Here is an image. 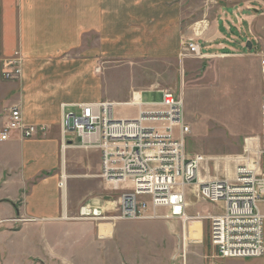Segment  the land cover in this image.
Masks as SVG:
<instances>
[{
    "label": "crops",
    "instance_id": "crops-1",
    "mask_svg": "<svg viewBox=\"0 0 264 264\" xmlns=\"http://www.w3.org/2000/svg\"><path fill=\"white\" fill-rule=\"evenodd\" d=\"M247 5L235 8L236 22L221 15L212 40H198L202 60L243 55L231 47L230 37L247 23L248 16L238 15ZM180 11L181 0H0V129L12 107L19 108L23 123L44 127L28 138L14 132L9 140L0 141V264H181V229L176 218L146 220L167 221V243L176 241L173 246L157 247L156 260L153 254L139 258L111 245L116 220L103 223L110 226L104 235L99 231L101 223L95 230L89 219L78 220L79 207L89 196L68 199L65 181L93 177L99 181L97 189L105 187L99 177L100 152L83 146L76 133L62 132L63 116L78 113L79 104L108 101L134 106L133 115L115 116L131 119L137 116V106L130 101H142L145 92L161 94V90L135 87L133 82L126 93L115 95L108 90L112 81L103 65L107 37L115 38L117 29L126 25L123 12L161 13L157 24L166 29L151 55L172 53L180 35L176 15ZM157 24L153 27L158 28ZM248 42L250 48L249 40L239 43L248 47ZM15 51L22 57L21 75L4 79L2 62ZM157 212L163 214L166 209ZM194 221L202 229L203 220Z\"/></svg>",
    "mask_w": 264,
    "mask_h": 264
},
{
    "label": "rangeland",
    "instance_id": "rangeland-1",
    "mask_svg": "<svg viewBox=\"0 0 264 264\" xmlns=\"http://www.w3.org/2000/svg\"><path fill=\"white\" fill-rule=\"evenodd\" d=\"M262 3L263 0H181V11L176 13L180 17L181 27L178 45L172 53L168 52L156 58L152 57L153 49L157 47L158 40L166 29L157 24L161 21L158 20L161 13L123 12L122 18L126 25L117 29L119 34L115 35V38L107 37V56L103 65L108 80L112 81L107 85L112 94L126 93L133 82L135 87L169 90L181 98L184 121L190 129L185 136V152L189 157L202 155L206 159L199 167L200 179L231 177L234 158L243 154V137L257 134L260 130L259 105L264 94V76L260 73L258 57L259 54L264 55ZM246 4L259 11L244 9L238 12V15L248 16L247 23L244 21V28H236L237 31H233L232 37L228 35L234 40V43L230 44L231 47L243 55H227L228 57H218L216 60L211 58V61H207L195 57L184 48V40H212L215 37L212 30L217 22H222L221 15L236 22L233 13L235 8ZM156 24L158 28L153 27ZM245 40L252 42L250 48L240 46ZM174 46L175 44L172 45ZM16 52L18 51L4 59L2 65L6 60L15 57ZM141 100L146 105H158L161 94L157 91L145 92ZM134 109V106L112 107L114 116L121 113L133 115ZM98 182L93 177H68L64 186L65 195L68 199L89 196L83 205L92 201L94 205L106 211L105 215L111 216L119 192L112 190L108 185L97 189ZM193 190L192 185L185 188L188 215L193 216L197 212H221L220 203L199 198ZM77 218L89 219L87 221L95 230L99 223H111L116 220L115 236L111 245L125 248L139 258L153 254L154 260L158 257L157 247L165 248L168 244L173 246L177 240L173 242L170 238L171 242L167 243L166 231L169 230V225L162 219H102L95 216L82 217L80 213ZM178 221V228L181 229V264H262V258L258 256L217 257L210 243L208 220L202 221V236L198 242L187 239L189 224L186 222L183 228L180 220ZM126 230L128 232H125ZM92 253V256L96 255Z\"/></svg>",
    "mask_w": 264,
    "mask_h": 264
},
{
    "label": "built area",
    "instance_id": "built-area-1",
    "mask_svg": "<svg viewBox=\"0 0 264 264\" xmlns=\"http://www.w3.org/2000/svg\"><path fill=\"white\" fill-rule=\"evenodd\" d=\"M262 4L264 7V0ZM183 45L195 57H202L198 41L184 40ZM258 57L264 76V55ZM21 62L16 52L3 63L2 77L19 78ZM129 104L137 106V116L131 119L116 118L114 104L108 101L79 104L78 113H67L62 118L63 133L72 131L81 137L83 146L99 150V177L119 192L111 216L91 201L79 209L80 216L176 218L183 228L186 222L205 219L217 257L258 256L264 264V94L260 100V130L243 140V154L234 158L231 177L224 178H199L200 164L206 159L202 155L189 157L185 152V136L190 129L179 96L163 90L158 105L140 100ZM43 129L23 123L19 108L12 107L0 129V141L9 140L14 132L28 138ZM189 185L197 197L220 203L221 212L188 215L185 188ZM160 208L166 212L158 213Z\"/></svg>",
    "mask_w": 264,
    "mask_h": 264
},
{
    "label": "bare ground",
    "instance_id": "bare-ground-1",
    "mask_svg": "<svg viewBox=\"0 0 264 264\" xmlns=\"http://www.w3.org/2000/svg\"><path fill=\"white\" fill-rule=\"evenodd\" d=\"M109 225L103 224L101 223L99 225V231L102 235L108 233V229H109ZM197 239L200 240L201 238V229H200V222L199 221H194L191 222L190 224V232H189V236H187V239ZM191 241V240H190ZM196 241V240H193Z\"/></svg>",
    "mask_w": 264,
    "mask_h": 264
},
{
    "label": "water",
    "instance_id": "water-1",
    "mask_svg": "<svg viewBox=\"0 0 264 264\" xmlns=\"http://www.w3.org/2000/svg\"><path fill=\"white\" fill-rule=\"evenodd\" d=\"M247 46H248V47L250 46V43H249V42L247 43Z\"/></svg>",
    "mask_w": 264,
    "mask_h": 264
}]
</instances>
